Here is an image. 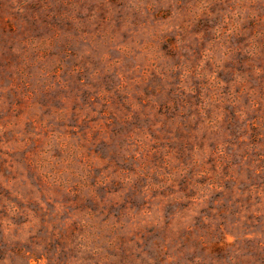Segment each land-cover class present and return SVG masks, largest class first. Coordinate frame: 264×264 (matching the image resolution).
I'll use <instances>...</instances> for the list:
<instances>
[{"label":"rangeland","instance_id":"obj_1","mask_svg":"<svg viewBox=\"0 0 264 264\" xmlns=\"http://www.w3.org/2000/svg\"><path fill=\"white\" fill-rule=\"evenodd\" d=\"M0 264H264V0H0Z\"/></svg>","mask_w":264,"mask_h":264}]
</instances>
